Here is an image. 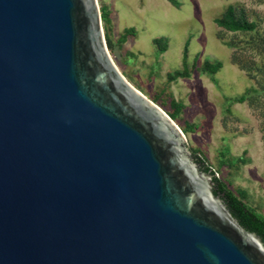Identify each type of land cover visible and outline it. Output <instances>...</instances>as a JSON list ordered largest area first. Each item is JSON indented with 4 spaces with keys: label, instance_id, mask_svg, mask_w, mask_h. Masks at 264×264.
<instances>
[{
    "label": "water",
    "instance_id": "obj_1",
    "mask_svg": "<svg viewBox=\"0 0 264 264\" xmlns=\"http://www.w3.org/2000/svg\"><path fill=\"white\" fill-rule=\"evenodd\" d=\"M213 187L97 0H0V264H264Z\"/></svg>",
    "mask_w": 264,
    "mask_h": 264
},
{
    "label": "rangeland",
    "instance_id": "obj_2",
    "mask_svg": "<svg viewBox=\"0 0 264 264\" xmlns=\"http://www.w3.org/2000/svg\"><path fill=\"white\" fill-rule=\"evenodd\" d=\"M100 1L112 12L114 47L110 56L121 74L151 102L157 99L154 104L166 114L173 113V101L184 106L175 124L181 130L189 123L198 127L194 133L184 134L187 146L213 171L218 168L221 150L226 149L232 157L243 156L246 164L222 171L219 177L230 190L245 191L247 206L264 216L261 118L245 104L232 106L228 114L223 112L224 97L240 95L256 85L259 77L247 69L255 64L264 66V54L244 48L250 36L229 33L214 24L228 6H234L264 35V0H178L179 9L166 0ZM127 28H134L136 36L115 44ZM159 38L168 41L162 54L152 45ZM186 43L189 66L195 61L198 66L205 61L222 64L217 85L196 72L188 79L167 83V74L182 69Z\"/></svg>",
    "mask_w": 264,
    "mask_h": 264
},
{
    "label": "trees",
    "instance_id": "obj_3",
    "mask_svg": "<svg viewBox=\"0 0 264 264\" xmlns=\"http://www.w3.org/2000/svg\"><path fill=\"white\" fill-rule=\"evenodd\" d=\"M172 7L179 9L180 3L178 0H166ZM100 3V16L102 27L104 31V37L109 53L112 52L114 43L110 36L111 27V10ZM214 24L222 30L233 33V34H244L250 36L245 41V47L252 52H256L259 56L264 54V35L257 33V26L254 22L249 21L243 11H237L234 6H228L222 15L214 19ZM136 36V30L134 28H127L116 39L115 44L122 45L128 39ZM167 40L165 38L154 39L152 45L159 54H162L167 49ZM187 48L188 43L185 44L182 52V69L167 74V83L170 84L178 79H188L192 72H196L200 76L207 77L214 85H217L216 75L222 68L220 62L209 63L205 61L201 66L196 65V61L189 66L187 64ZM248 71L255 72L259 77L256 79V85L250 86L242 94L231 97H224L223 99V112L230 113V108L234 105L245 104L253 111L257 112L261 118V131L262 141L264 144V66H257L247 69ZM157 99L153 103H156ZM174 107L173 113L167 114L174 123L178 121V116L183 110L184 106L179 102H172ZM195 124H186L185 129L181 131L183 134L194 133L197 130ZM194 160L200 165L201 169L205 172H210L213 176V193L218 195L225 203L227 209L231 213L232 217L235 218L238 223L245 228L247 231L256 233L264 243V216L258 214L245 203L246 193L242 189L237 188L232 191L228 188L227 184L223 182L219 174L227 169H238L240 166L246 164V160L243 156L232 157L226 149L219 152L218 168L212 170L205 160L201 157L192 153Z\"/></svg>",
    "mask_w": 264,
    "mask_h": 264
}]
</instances>
